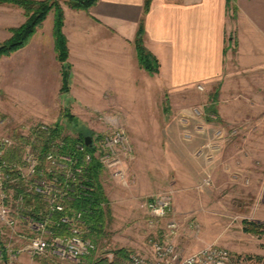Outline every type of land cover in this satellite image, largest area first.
<instances>
[{"label": "rangeland", "instance_id": "374dc122", "mask_svg": "<svg viewBox=\"0 0 264 264\" xmlns=\"http://www.w3.org/2000/svg\"><path fill=\"white\" fill-rule=\"evenodd\" d=\"M58 2L65 14L70 8L66 0ZM26 22L22 8L0 4V45ZM54 24L52 11L22 49L29 53L25 69L13 68L7 57L0 59V135L29 134L37 123L58 124L63 136L74 139H96L121 128L130 148L129 153L121 148V170L128 183L120 185L102 174L111 217L90 257L80 261L33 257L17 253L24 246L22 240L15 243L5 236L0 248L6 255L0 264H93L112 261L120 249L148 256L153 241H172L182 255L221 247L232 254L234 264H264L257 261L264 258V233L255 236L243 230L244 221L264 226V87L253 86L251 80L247 86L246 79H239L238 86L223 87L219 97V82L209 91L199 85L202 90L188 103L167 100L160 90L157 100L141 103L140 111L121 109V96L111 95L107 102H77L58 91L62 65L55 50ZM180 104L190 106L194 115L185 127L179 121ZM96 106H102L100 111ZM68 110L70 120L65 117ZM208 176L209 186L204 184ZM167 196L172 206L165 216L157 217L146 207L149 200ZM25 228L20 233L27 234Z\"/></svg>", "mask_w": 264, "mask_h": 264}, {"label": "crops", "instance_id": "0c3cea01", "mask_svg": "<svg viewBox=\"0 0 264 264\" xmlns=\"http://www.w3.org/2000/svg\"><path fill=\"white\" fill-rule=\"evenodd\" d=\"M145 4L100 0L89 12L65 9L72 66L69 98L107 102L111 95L121 96V109L140 111L141 103L157 100L160 90L167 100L188 103L199 85L209 91L219 82V97L223 87L238 86L239 79H246L247 86L264 87V0H235V15L228 0H152L146 16ZM143 19L145 45L161 64L157 75L143 70L137 58L135 40ZM26 53L21 50L7 60L14 62L13 68L25 69ZM188 107H178L184 127L194 117ZM200 131L205 133V128Z\"/></svg>", "mask_w": 264, "mask_h": 264}, {"label": "built area", "instance_id": "2783aa9c", "mask_svg": "<svg viewBox=\"0 0 264 264\" xmlns=\"http://www.w3.org/2000/svg\"><path fill=\"white\" fill-rule=\"evenodd\" d=\"M56 125L37 123L31 133H18L21 140L15 135H0V246L7 236L15 243L24 242L17 253L80 261L93 255L97 246L82 236V212L70 208L78 198L75 189L86 188L87 171L94 161L99 163L103 174L126 185L121 148L127 153L130 148L125 133L117 128L93 138L91 147L84 143L67 149L65 136L54 138ZM40 136L52 140L44 152L37 144ZM211 182L210 176L204 180L207 186ZM37 199L42 200L43 208L37 209ZM171 206L168 196L153 198L146 205L157 217L165 216ZM63 226L70 235L57 234ZM23 227L27 234L20 233ZM5 255L6 251L0 248V258ZM128 264H234V259L221 247L182 255L172 241H153L150 255L133 253Z\"/></svg>", "mask_w": 264, "mask_h": 264}, {"label": "trees", "instance_id": "16d2710c", "mask_svg": "<svg viewBox=\"0 0 264 264\" xmlns=\"http://www.w3.org/2000/svg\"><path fill=\"white\" fill-rule=\"evenodd\" d=\"M100 0H66V3L73 10H80L89 12L94 6L99 3ZM235 0H228V8L236 14V8L231 6V3ZM13 4L22 8L27 17V22L18 29H13V37L5 44L0 45V59L4 57H10L16 52L25 48L30 40L35 36L37 30L46 21L48 15L55 11V24H54V39L55 50L57 53L58 61L62 65V89L61 93L67 95L70 93V86L72 80V66L69 64V46L68 40L64 34L65 26V14L58 0H0V4ZM152 0H146L144 15L146 16L151 9ZM144 19L141 21L137 37L135 40V47L137 51V58L140 67L150 75H157L160 73L161 64L159 60L147 49L145 45V26ZM214 112V111H213ZM215 114V113H214ZM66 118L72 119L70 111L68 110ZM58 130L54 133V138L60 137L63 134V129L60 125H56ZM20 140L19 134L16 135ZM39 137L37 144L41 147V151L44 152L49 145L48 138ZM65 141L68 144L67 149H73L76 145L84 144L85 137H65ZM43 146H41V145ZM86 151L90 152V149ZM18 152V151H17ZM88 182L86 188H76L75 192L78 198L70 204V208L75 211L82 212V236L93 242H96L98 238H101L106 230L108 220L111 217V210L109 207V201L106 197L104 187L101 182L102 169L97 161L88 168ZM37 209L43 208L42 200L37 199L35 204ZM243 230L246 234L261 236L264 233V226L260 223L244 221ZM58 235H70V231L67 227L63 226L57 230ZM132 253L126 249L118 250L112 261L107 259L98 260L93 264H128ZM258 262H264V258L257 257Z\"/></svg>", "mask_w": 264, "mask_h": 264}, {"label": "water", "instance_id": "95a60500", "mask_svg": "<svg viewBox=\"0 0 264 264\" xmlns=\"http://www.w3.org/2000/svg\"><path fill=\"white\" fill-rule=\"evenodd\" d=\"M85 145L87 147H91V145H92V138L91 137H86L85 138Z\"/></svg>", "mask_w": 264, "mask_h": 264}]
</instances>
